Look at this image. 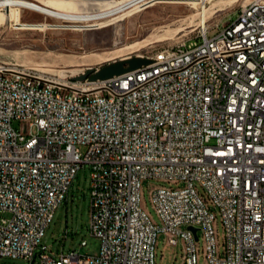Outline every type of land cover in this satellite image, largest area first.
Wrapping results in <instances>:
<instances>
[{
	"label": "built area",
	"instance_id": "obj_1",
	"mask_svg": "<svg viewBox=\"0 0 264 264\" xmlns=\"http://www.w3.org/2000/svg\"><path fill=\"white\" fill-rule=\"evenodd\" d=\"M81 1L101 15L81 24L99 27L91 21L149 0ZM11 2L0 0V11ZM257 5L264 0L217 24V34L205 29L160 49L93 90L0 63V256L156 264L164 234L168 245L182 242L181 264H264V16ZM86 165L100 252L53 254L43 238ZM147 180L159 183L150 191L159 222L143 205Z\"/></svg>",
	"mask_w": 264,
	"mask_h": 264
},
{
	"label": "rangeland",
	"instance_id": "obj_2",
	"mask_svg": "<svg viewBox=\"0 0 264 264\" xmlns=\"http://www.w3.org/2000/svg\"><path fill=\"white\" fill-rule=\"evenodd\" d=\"M34 1L46 2L52 6L54 3L61 11L69 13L80 14L81 12L83 14L86 12V5L81 0ZM251 1L207 0L205 5L210 8L211 16L207 29H213L209 35L213 36L220 31L221 27L216 28L217 24L222 25L230 19H236L237 12H240L245 4ZM220 7L225 9L214 13ZM21 10L24 22L45 23V26L42 29L20 28L12 20L2 24L0 26V63L28 69L49 78L53 83L72 89L83 87L93 90L100 84V81L107 79H102L101 73L112 65H124L127 69L132 60L136 58L148 59L160 49L196 40L204 31L199 25L200 5L197 9L186 2L164 0V2H155L147 8L136 7L129 10L132 11V16H127L128 11L125 15L113 20L91 21V23H102L99 27L91 29L69 27L75 23L67 24L62 19L36 10ZM195 13L198 15L196 16ZM145 41H151L150 46L147 45L130 53V50H133L132 44ZM127 53L129 54L128 59L119 57ZM109 58L110 60H107ZM13 125L20 129L22 124L14 121ZM27 132L37 134L38 129L30 127ZM157 184L159 183L155 180L144 182L143 205L151 213L153 219L159 222L150 201V191ZM90 219L91 169L86 165L74 180L67 199L56 210L46 230L43 244L47 245L48 250L56 255L68 254L73 250L83 255L99 254L101 240L91 234ZM218 228L220 240H222L223 231L220 222ZM200 234L202 235L201 232ZM84 240L87 244L82 246ZM182 249L181 241L176 246L168 245L166 236L161 234L158 241L156 264H181ZM201 261L203 262V259ZM0 264H40V259L37 258L30 262L0 256Z\"/></svg>",
	"mask_w": 264,
	"mask_h": 264
},
{
	"label": "bare ground",
	"instance_id": "obj_3",
	"mask_svg": "<svg viewBox=\"0 0 264 264\" xmlns=\"http://www.w3.org/2000/svg\"><path fill=\"white\" fill-rule=\"evenodd\" d=\"M166 1H168V2H186V3H190L193 7L197 8V9H198V6L200 5L201 12H199V25L204 30L207 29V23L211 19V16L209 14V9L210 8H207V6L205 5L207 0H166ZM155 2H164V0H149V1L144 3L145 4L144 6L140 5V6H137V7L147 8V7L151 6ZM11 3L12 4H16V6H12L11 8H7V10H5V11H0V26L2 24L6 23L7 21H10V20H12L14 22V24L19 26L20 28L42 29L45 26V23H26V22H24L22 20V13H21L22 10H21V8L18 5H25V6H28V7L32 8V9H34V10L40 12V13L47 14V15L55 17L57 19H62L63 22H65L67 24L75 23L74 25H71L69 27H79L80 29L95 28V27H93V25H95V24H81V23L83 21H89V20L97 19L98 17L101 16L99 14H91L89 12H84L83 14L81 12H80V14H78V13H69V12L61 11V9L59 7H57L54 3H53V6H52L50 4H46V2L45 3H40V2H36L34 0H12ZM83 3L85 5L86 2H83ZM224 9H225L224 7H220L218 9H216L214 11V13H217V12L222 11ZM244 11H245V6L241 9L240 12H244ZM131 12L132 11H129V13H127V16H132L133 13H131ZM195 15L197 16L198 13H195ZM257 16H264V5H257ZM48 25H50V24H48ZM50 28H52V27H50ZM180 29H182V28H180ZM143 40H145V39H143ZM150 43H151V41H145V42H142V43L132 44L131 48H133V50H130L131 51L130 53L136 52L139 49H142V48L146 47ZM128 55L129 54L127 53V54L121 55L119 57L124 58V59H128ZM136 59H140V58H136ZM141 59H143V58H141ZM107 60H110V58L107 59ZM86 62L88 63V60ZM25 70H28V69H25ZM28 71H30V70H28ZM34 74H36V73H34ZM119 75H125V72L121 73ZM39 76L44 77L43 75H39ZM44 78H46V77H44ZM46 79H49V78H46ZM105 80H109V78H107Z\"/></svg>",
	"mask_w": 264,
	"mask_h": 264
},
{
	"label": "water",
	"instance_id": "obj_4",
	"mask_svg": "<svg viewBox=\"0 0 264 264\" xmlns=\"http://www.w3.org/2000/svg\"><path fill=\"white\" fill-rule=\"evenodd\" d=\"M149 62L150 61L148 59H134V60H132V63H130V66L127 69L124 67V65H121V66L118 64L112 65L111 67H109L108 69H106L105 71H103L101 73L102 79L110 78V77H113L115 75H119L121 73H124L126 70L135 69V68L140 67L141 65L147 64ZM190 228L195 233H197L196 228H194V227H190Z\"/></svg>",
	"mask_w": 264,
	"mask_h": 264
}]
</instances>
